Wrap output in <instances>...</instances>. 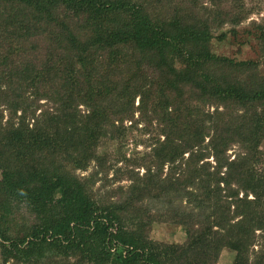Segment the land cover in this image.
<instances>
[{"label":"trees","instance_id":"trees-1","mask_svg":"<svg viewBox=\"0 0 264 264\" xmlns=\"http://www.w3.org/2000/svg\"><path fill=\"white\" fill-rule=\"evenodd\" d=\"M209 4L0 0V264H212L224 247L232 264H264L262 249L249 260L255 229L264 231L253 167L264 73L258 60L211 50L226 36L217 30L245 10L239 0ZM256 32L264 56V26ZM134 111L154 118L162 139L151 160L119 148L117 160L145 171L130 169L122 197L106 201L91 191L98 171H76L93 160L105 170L103 147L122 146ZM210 153L215 167L200 163ZM168 219L183 227L184 244L148 237Z\"/></svg>","mask_w":264,"mask_h":264},{"label":"rangeland","instance_id":"rangeland-1","mask_svg":"<svg viewBox=\"0 0 264 264\" xmlns=\"http://www.w3.org/2000/svg\"><path fill=\"white\" fill-rule=\"evenodd\" d=\"M193 4L198 6H210V0H189ZM241 5L245 10V16L238 25H231L229 23L224 24L223 28L216 34L224 31L226 36L219 40L218 38H212L210 48L211 50L219 55H225L233 60H246L254 59L258 60L260 65L258 68L259 74L264 73V56L262 55V44L254 37V33H257V27L264 26V0H239ZM233 29L235 32L233 33ZM43 52V51H42ZM138 97L135 98L134 106L138 104ZM44 100H38L35 103H43ZM213 106H208L209 110H213ZM40 109L36 111L38 113ZM7 110H4L3 121L7 118ZM123 133L120 135L122 140V146L118 147V144L111 143L106 144L103 147L104 153L106 152V158L101 160L103 168L105 170L99 169L97 161L93 160L89 164L86 170H77L80 176L88 175L93 171H98L95 177V182L91 187V191L96 193V197H101L106 201L115 200L122 197L121 194L125 192L131 180L129 175L133 172H138L142 175L145 169L142 166H135L130 162L117 160L114 155L120 148L126 158L133 160L141 158L149 154L154 143L162 135L159 134V125L154 118H149L146 115L140 114L138 111H134L132 116H127L122 121ZM153 142V144H152ZM260 151L262 154V161H258L254 164L255 177L259 185H264V138L260 143ZM236 147L233 146L229 148L225 157L228 160L233 159L236 156ZM208 149L204 150L205 153ZM186 153L184 157L186 158ZM105 155H103L104 157ZM149 159V157H147ZM237 158V157H235ZM129 160V161H130ZM151 160V159H149ZM209 161V163L214 166L215 160L211 156V153L206 155V158L200 161V163ZM151 163V162H150ZM167 164L164 166L163 173L167 171ZM184 165L182 164V167ZM215 167V166H214ZM212 170V167L209 168ZM133 174V173H132ZM243 191H239L238 196L242 197ZM255 196L253 193L248 192L247 198L253 199ZM171 198L176 201L182 199L181 203L186 205V196L174 195ZM264 201V196L262 197ZM149 206V205H148ZM161 203L152 204L151 212H155L156 208L160 207ZM148 237L154 241L166 242V243H176L184 244L187 241V235L181 225L176 222L168 220H157L155 221L148 230ZM259 249L264 250V231L255 229L254 231V242L249 247V260L251 261L254 257V253ZM234 251L227 247L220 249L217 257L212 262V264H232Z\"/></svg>","mask_w":264,"mask_h":264}]
</instances>
